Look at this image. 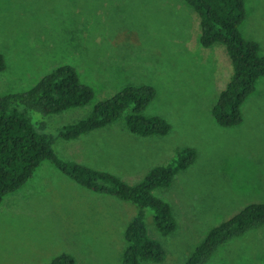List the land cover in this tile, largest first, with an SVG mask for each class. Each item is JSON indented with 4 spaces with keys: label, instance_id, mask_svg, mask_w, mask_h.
Masks as SVG:
<instances>
[{
    "label": "rangeland",
    "instance_id": "rangeland-1",
    "mask_svg": "<svg viewBox=\"0 0 264 264\" xmlns=\"http://www.w3.org/2000/svg\"><path fill=\"white\" fill-rule=\"evenodd\" d=\"M241 29L264 54V0H246ZM201 18L186 0H0V95L25 91L59 66L76 67L95 89L93 101L60 113L32 112L47 130L90 115L99 101L129 85L149 84L145 110L173 125L166 135L141 136L124 120L77 139H57L65 157L136 183L178 147L198 159L155 192L171 203L177 229L162 241V262L185 264L211 229L252 203L264 202V77L242 105L241 124L225 127L213 107L234 66L225 45L204 47ZM136 207L78 184L46 160L0 202V264H48L68 252L77 264H123L125 230ZM206 264H264V225L221 245Z\"/></svg>",
    "mask_w": 264,
    "mask_h": 264
},
{
    "label": "trees",
    "instance_id": "trees-1",
    "mask_svg": "<svg viewBox=\"0 0 264 264\" xmlns=\"http://www.w3.org/2000/svg\"><path fill=\"white\" fill-rule=\"evenodd\" d=\"M186 1L200 15L202 45H225L234 66L231 80L213 107V115L222 126L239 125L244 120L242 105L256 90L257 81L264 77L260 44L245 37L241 29L247 17L246 0ZM5 69L6 57L0 52V71ZM156 94L153 85L126 86L99 101L86 118L61 126L57 134L47 130L44 122L34 120L32 112L50 115L93 101L95 89L81 80L75 66H59L28 90L0 95V202L25 185L41 164L49 160L83 187L135 205V215L125 230L123 264L164 261L167 251L148 229L149 212L153 213L157 231L164 236L172 234L178 222L171 203L155 191L171 186L177 174L194 164L198 149L178 147L169 161L153 167L140 181L129 183L109 170L65 158L56 147L59 137L77 139L121 119L131 132L141 136L168 134L173 125L166 117L145 113ZM263 225L264 202L249 204L211 229L185 264H206L221 245ZM48 264H77V261L73 254L63 252Z\"/></svg>",
    "mask_w": 264,
    "mask_h": 264
},
{
    "label": "crops",
    "instance_id": "crops-1",
    "mask_svg": "<svg viewBox=\"0 0 264 264\" xmlns=\"http://www.w3.org/2000/svg\"><path fill=\"white\" fill-rule=\"evenodd\" d=\"M259 81V80H258ZM258 81H257V83H258ZM110 126V125H109ZM108 127V126H107ZM105 128V127H104ZM103 129V128H102ZM99 130V129H98ZM96 131V130H95Z\"/></svg>",
    "mask_w": 264,
    "mask_h": 264
}]
</instances>
